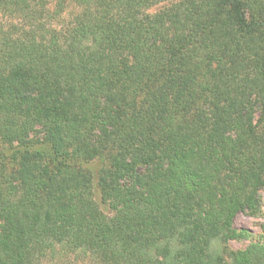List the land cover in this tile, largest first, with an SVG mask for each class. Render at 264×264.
<instances>
[{"label":"trees","instance_id":"trees-1","mask_svg":"<svg viewBox=\"0 0 264 264\" xmlns=\"http://www.w3.org/2000/svg\"><path fill=\"white\" fill-rule=\"evenodd\" d=\"M52 2L0 0V264H264L228 248L264 190V0Z\"/></svg>","mask_w":264,"mask_h":264},{"label":"rangeland","instance_id":"rangeland-1","mask_svg":"<svg viewBox=\"0 0 264 264\" xmlns=\"http://www.w3.org/2000/svg\"><path fill=\"white\" fill-rule=\"evenodd\" d=\"M53 0H48L49 6H52ZM153 9L151 12L155 11ZM3 23L10 21L11 14L10 12H6L5 17H3ZM10 24V22H9ZM97 164H92L87 166V169L91 172H94L97 168ZM95 201L98 206L102 209L104 213L107 212V208L101 205V201L98 195H95ZM234 228L238 231L243 230L246 231L249 235V239L241 240V241H233L228 243V248L232 251H242L249 247L251 244L264 246V190L260 192V206L259 212L256 216H251L247 213L238 214L233 220ZM64 256L57 255V258L52 262H48L45 264H89L88 262H82L81 260L74 258H63ZM88 261V260H85Z\"/></svg>","mask_w":264,"mask_h":264}]
</instances>
